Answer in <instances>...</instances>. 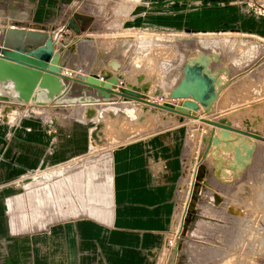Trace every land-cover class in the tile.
Wrapping results in <instances>:
<instances>
[{"label":"rangeland","instance_id":"374dc122","mask_svg":"<svg viewBox=\"0 0 264 264\" xmlns=\"http://www.w3.org/2000/svg\"><path fill=\"white\" fill-rule=\"evenodd\" d=\"M251 1L259 5L257 0ZM140 2L78 0V12L90 16L91 24L71 41L65 40L60 53L64 74L103 77L109 73L110 77L120 75L124 81L133 82L138 75L148 73L152 84L143 98L163 105L169 102L167 95L181 78L186 59L196 57L197 51L215 53L218 61H212L210 69L221 70L219 75L225 85L212 111L203 117L212 121L225 117L236 126L232 127L264 137V38L229 30L196 37L152 30L132 20ZM247 10L254 18L264 19L254 16L251 8ZM61 82L49 106L26 108L18 99H0V109L2 106L14 109L13 122L35 117L54 126L62 119L80 120L87 137V152L80 165L90 171L101 166L107 170L115 148L177 127L183 118L154 108L148 111L142 104L117 96L102 97L77 83ZM67 84L71 87L63 98V87ZM155 89L162 96H151ZM48 108L49 113L43 111ZM87 108L92 110L87 117L96 116L87 119ZM102 120L106 121V131L96 133L94 144L92 133ZM11 121L0 114V127L10 125ZM195 122L186 129V154L172 198L144 224L150 231L137 242L136 249L144 253L148 264H264V144L250 141L253 152L248 165L236 175L216 178V156L224 158L220 163L226 169L233 158V149L227 155L222 153L221 147L226 143L222 140L216 151L210 147L205 154L203 139L209 128H201L206 125ZM4 133L7 136L10 131ZM223 185L226 187L223 196L213 191ZM11 199L13 196H7L2 201L7 205ZM13 211L12 204V221Z\"/></svg>","mask_w":264,"mask_h":264},{"label":"crops","instance_id":"0c3cea01","mask_svg":"<svg viewBox=\"0 0 264 264\" xmlns=\"http://www.w3.org/2000/svg\"><path fill=\"white\" fill-rule=\"evenodd\" d=\"M23 1L0 0L2 36L11 26L51 35L67 23L62 50L66 39L91 24L90 16L78 12V0H27L33 6L27 21L20 16ZM132 20L175 35L229 30L264 38V19L236 0H141ZM59 66L64 73L62 59ZM70 87H63V98ZM12 91L10 82L0 80V99L17 101ZM53 99L36 88L29 102L19 103L49 106ZM81 123L62 119L49 126L33 117L0 127V264H148L136 244L150 231L144 224L172 198L186 154V129L196 122L182 118L177 127L121 145L111 152L107 170L93 171L80 165L87 152ZM221 186L213 191L223 196ZM7 196L13 199L5 205Z\"/></svg>","mask_w":264,"mask_h":264},{"label":"water","instance_id":"95a60500","mask_svg":"<svg viewBox=\"0 0 264 264\" xmlns=\"http://www.w3.org/2000/svg\"><path fill=\"white\" fill-rule=\"evenodd\" d=\"M70 27L78 31L73 21L70 22ZM55 50L56 46L50 34L7 28L3 32L0 44V64L4 67V73L0 71V80L10 82V86L13 85L17 91L18 99L23 102H29L35 89L43 87V80L40 82V79L48 78L80 84L95 90L106 98L113 95L123 100L136 101L183 118L199 121L210 127L208 136L203 139V143L206 145L205 154L209 152L210 147L213 148V152L216 151L222 140L226 142L221 147L222 153H229L233 149V158L226 168L230 171L227 176L222 172L223 168L220 163L222 157L216 156L218 161L216 163V178L236 175L248 165L253 152V144L250 141L264 143V137L256 132L234 128L230 122L225 120L212 121L201 118L202 115H208L212 111L225 85L219 75L221 70L211 71L210 69V63L218 61V56L215 53L205 54L197 51L196 57L186 59L181 69V78L167 95L170 100H181L182 102L170 106L144 99L143 94L120 86L116 77L102 81L99 76H67L59 66L61 50L58 48V58L54 56Z\"/></svg>","mask_w":264,"mask_h":264},{"label":"bare ground","instance_id":"6f19581e","mask_svg":"<svg viewBox=\"0 0 264 264\" xmlns=\"http://www.w3.org/2000/svg\"><path fill=\"white\" fill-rule=\"evenodd\" d=\"M78 41H80V40H78ZM78 41L76 42V45H75V47L77 48V44H78ZM74 48V47H73ZM55 58H58L59 57V54H58V47H56V50H55ZM148 68V67H147ZM0 71H2V73H4V67L0 64ZM103 72H105V71H103ZM139 73H142V71H140ZM144 73V72H143ZM140 74V75H138L137 76V78H135V76H133L134 78V81L133 82H130V79H129V82H126V81H124V79H122L121 78V76L120 75H116L115 77L118 79V84H122L123 85V87L124 88H126V89H128V90H131V91H134V92H136V93H140V94H144V93H148L149 91H150V84H152V83H150V79H149V77H148V73L147 74ZM109 74V73H108ZM108 74H105L103 77H100L99 76V79H101L102 81H105L106 79H108V78H110V76L108 75ZM121 74V73H120ZM221 75V74H220ZM92 76V75H91ZM93 76H95V75H93ZM125 78V77H124ZM155 78V77H154ZM122 79V80H121ZM42 80H43V82H42ZM154 80V79H153ZM152 80V81H153ZM45 81H46V83H45ZM40 82H42V85H43V87H37V89H43V90H47L48 91V93H49V95H53V94H55L56 92H58L59 90H60V87H61V83H60V81L59 80H56V79H40ZM10 87H12V94L15 96L16 95V97L18 98V94H17V91H15V89H14V87H13V85H11ZM152 87V86H151ZM154 89V88H153ZM100 96H102V97H106V96H104V95H100ZM151 96H154V97H156V96H162L161 95V93H160V91H158V89L156 90H153L152 92H151ZM167 100H169V102L168 103H164V104H166V105H170V106H172L173 104H176V101H173V100H170V99H168L167 98ZM126 101H132V100H126ZM148 101H150V100H148ZM132 102H135V103H138V102H136V101H132ZM151 102V101H150ZM153 103H155V102H153ZM139 104H142V103H139ZM142 105H145V104H142ZM160 105H162V104H160ZM145 106H147V107H150V108H152L153 109V107H151V106H148V105H145ZM154 109H156V108H154ZM159 110V109H158ZM91 109L90 108H87L86 109V111H85V117L87 118V119H90V118H92V116L93 117H95L94 116V114H92V115H90V117H87L88 116V113H91ZM97 111V110H96ZM163 111V110H162ZM13 112H14V109H12V108H10L9 106H2V108L0 109V114L5 118V119H8L9 121H11V119H12V115H13ZM128 113V112H127ZM120 116H122V115H120ZM203 116V115H202ZM201 116V118H204V117H202ZM109 118H111V116H108ZM221 120H225V121H228L229 122V120L227 119V118H221ZM102 123H98L99 125L95 128L96 129V131H95V133H92V142L95 144V143H97V136H96V133H98L99 131H106V128H107V124H106V121H101ZM199 122V121H198ZM205 125V124H204ZM210 128V127H209ZM101 132V133H102ZM100 133V132H99ZM259 134V133H258ZM103 136V135H102ZM106 143V142H105ZM101 144V143H100ZM211 150V149H210ZM221 153V152H220ZM233 154V153H232ZM226 155H227V153H226ZM223 156H224V154H223ZM223 158V157H222ZM224 159V158H223ZM231 159V158H230ZM222 160V159H221ZM226 161V160H225ZM227 162H228V160H227ZM227 165V164H226ZM225 165V166H226ZM229 165V164H228ZM222 172H223V174L224 175H229L230 174V171L228 170V169H223L222 170ZM231 176V175H230ZM222 178V177H221ZM180 231H181V224H180V227H179V229H178V231H177V235L180 233Z\"/></svg>","mask_w":264,"mask_h":264},{"label":"built area","instance_id":"2783aa9c","mask_svg":"<svg viewBox=\"0 0 264 264\" xmlns=\"http://www.w3.org/2000/svg\"><path fill=\"white\" fill-rule=\"evenodd\" d=\"M259 3L258 6H255V3L251 0H236V4L244 6V8L247 10V8H251L254 12V16H264V0H257ZM20 10V16L23 20H28V18L31 16L33 6L27 1L22 2V6L19 8ZM248 11V10H247ZM10 28H15L14 26H11ZM68 32V24H61L59 29L54 32L52 31V40H54L55 46L60 47L61 43H63V39L67 36ZM70 76V75H69Z\"/></svg>","mask_w":264,"mask_h":264}]
</instances>
